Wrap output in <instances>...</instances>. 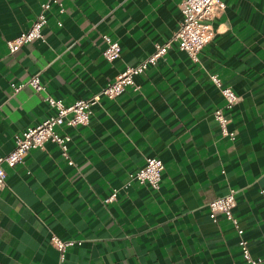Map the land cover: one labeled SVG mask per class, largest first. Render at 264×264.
Masks as SVG:
<instances>
[{
  "label": "crops",
  "instance_id": "crops-1",
  "mask_svg": "<svg viewBox=\"0 0 264 264\" xmlns=\"http://www.w3.org/2000/svg\"><path fill=\"white\" fill-rule=\"evenodd\" d=\"M43 1L0 0L1 154L51 111L44 95L64 104L91 96L181 19L180 0H59L44 38L10 51L6 40L30 27ZM224 2L197 59L172 45L135 76L137 88L102 97L86 124L59 127L72 164L50 140L3 163L0 264H245L232 221L209 216L208 202L230 189L251 254L264 255V0ZM103 34L121 46L113 60ZM33 74L43 90L11 86ZM211 74L238 101L229 105ZM146 156L163 160L157 189L130 176ZM52 235L73 241L63 255Z\"/></svg>",
  "mask_w": 264,
  "mask_h": 264
},
{
  "label": "built area",
  "instance_id": "built-area-1",
  "mask_svg": "<svg viewBox=\"0 0 264 264\" xmlns=\"http://www.w3.org/2000/svg\"><path fill=\"white\" fill-rule=\"evenodd\" d=\"M52 3L57 4L62 10V3L59 0H45L41 2L40 12L37 13L30 27L21 31L15 37L6 40L10 51L17 50L23 43L29 42L34 38H44L42 28L47 22V11ZM179 7L181 19L177 29L172 35L163 42H155L154 50L142 61L134 65L126 66L120 71L113 80L104 85L100 90L89 97H82L74 100L70 104H64L60 98L50 94L44 95L51 111L44 116L40 122L25 127L21 133L14 138V147L7 153H0V189L5 186V170L3 163L13 166L22 161L30 149L41 148L48 140L56 143L61 155L67 159L69 164L73 159L68 152V143L71 139L67 133H60L59 127L65 125L86 124L92 113V107L100 101L102 97L114 98L122 92L126 85L138 87L135 82V76L142 73L149 64L155 63L158 57L165 54L172 45L185 50L193 59H197L198 52L213 38L215 30L212 24L213 18L225 7L224 0H180ZM58 24H61L58 21ZM107 45L103 50V55L107 60H113L120 55L121 46L118 40L110 38L103 34ZM211 79L220 87L221 93L226 97L229 105L238 101L237 96L229 86H222L221 80L217 74H211ZM25 83L31 85L36 91L44 89L37 74L31 75L26 82L11 83L14 90H18ZM215 118L223 125L226 118L219 108L213 111ZM225 133L233 137L232 131ZM164 168L163 160L158 156H146L142 165L130 173L131 178L139 183H148L152 188L157 189L160 184L162 170ZM264 193V191L262 190ZM115 191L106 198L112 199ZM236 205L235 192L230 189L225 194L218 196L208 202L209 216L216 220L219 214H222L227 220L232 221L238 235L237 244L240 248L242 258L245 264H260L264 262L263 256H253L250 252L248 241L243 236V228L239 226L234 216L233 208ZM51 242L63 255L67 245L73 243L72 240H65L57 235L51 236Z\"/></svg>",
  "mask_w": 264,
  "mask_h": 264
}]
</instances>
